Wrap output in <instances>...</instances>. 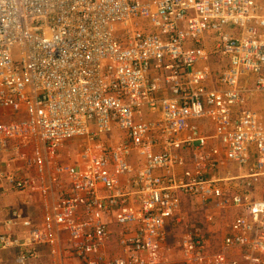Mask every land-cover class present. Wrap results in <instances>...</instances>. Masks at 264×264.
<instances>
[{"label": "built area", "instance_id": "1", "mask_svg": "<svg viewBox=\"0 0 264 264\" xmlns=\"http://www.w3.org/2000/svg\"><path fill=\"white\" fill-rule=\"evenodd\" d=\"M255 104L264 113V0H0V180L41 208L7 211L0 263L12 250L18 264H164L189 197L231 219L216 249L184 232L182 264H264ZM82 139L78 163L62 160ZM227 163L246 168L241 187L209 177Z\"/></svg>", "mask_w": 264, "mask_h": 264}, {"label": "crops", "instance_id": "2", "mask_svg": "<svg viewBox=\"0 0 264 264\" xmlns=\"http://www.w3.org/2000/svg\"><path fill=\"white\" fill-rule=\"evenodd\" d=\"M251 108H254L255 110L260 111V113L264 117V113L260 110V107L258 104L251 105ZM199 125L201 127V132L204 135L208 136V146H207L208 150L213 152V154L215 156L220 157L222 155V148H221V145L219 144L218 140L216 138H214L212 135V126L209 124V122H206V121L199 122ZM114 135H115V137H113L111 139V141L109 140L111 144L118 141L117 139H119V138L121 139V135L119 133H117V131H115ZM79 141L83 142L84 139L77 140L76 141V147H77V142H79ZM69 145H70V142H69ZM65 147L67 149H70L67 146H65ZM65 147H64V149L63 148L61 149L60 157L62 158V160L67 159L64 157L65 151H66ZM2 161H3V158L0 157V164L2 163ZM129 162L134 167H137L139 165V161L137 160V157L133 154L129 157ZM186 166H187L188 171H189L191 169L190 168L191 163L188 162ZM228 167H229V169H228ZM226 169H228V170H226ZM231 170L233 172H231ZM237 173H239L241 175H237ZM245 174H246V168L237 166L234 163H227L225 166H223L221 168H217L213 172H210L209 177H211V179H213V180L219 181V185L222 186L223 188H227V187L231 186L232 188L236 189L238 187H241L240 183L238 181H236L235 184H232L230 181L236 180L237 176H243ZM30 175L33 176V172H31ZM226 181H229V183ZM10 208H18L26 216H30L31 218H38V216L40 215V211H41L40 203H39V195L37 194L36 191H34V192L33 191H31V192H15V191H12L9 189V187L5 184V182L3 180H0V231L4 229L3 220L6 217L7 211ZM204 211L206 214L205 217L207 216L208 213L213 214V219L211 220V222H207V231H206L207 234H204L203 232L200 231L205 237L209 238L210 237L209 235L214 233L218 222H221L222 217H221V215H219V213H217L213 210H210L208 208H206V210H204ZM194 230L198 231V229H194ZM43 259L47 263V257L44 255V256H41L39 258L34 259L31 262V264H41ZM0 264H18V262L15 259L14 251L9 250V251L3 252L2 261Z\"/></svg>", "mask_w": 264, "mask_h": 264}, {"label": "rangeland", "instance_id": "3", "mask_svg": "<svg viewBox=\"0 0 264 264\" xmlns=\"http://www.w3.org/2000/svg\"><path fill=\"white\" fill-rule=\"evenodd\" d=\"M65 146L69 147L70 149H67ZM65 146L64 147L66 148V151L64 157L67 158V160H69L71 163L77 164L78 153L76 149V141L70 142V145L69 143H67V145ZM231 172L233 171L231 170ZM237 175L241 174L237 173ZM236 181L237 180H233L230 182L232 184H235ZM226 182L229 183V181ZM250 194L254 198L264 199V176H261L259 180L251 187ZM204 210H206V207H202L196 199H190L189 197L182 198L180 210L181 222L180 224L176 225L173 221H171L168 226L169 259L164 264H182L180 261L179 239L184 232H186L187 230L194 231V229H198V231L207 234V221L205 218L206 214ZM221 217V222H218L214 233L209 235L211 245L215 249L219 246L221 242L223 230L225 229V225L231 219V214L221 212ZM41 264L47 263L43 259Z\"/></svg>", "mask_w": 264, "mask_h": 264}]
</instances>
